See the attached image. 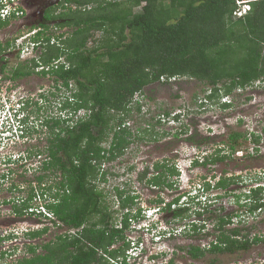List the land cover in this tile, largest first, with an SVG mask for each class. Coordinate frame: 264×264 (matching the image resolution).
Segmentation results:
<instances>
[{
	"label": "trees",
	"instance_id": "trees-1",
	"mask_svg": "<svg viewBox=\"0 0 264 264\" xmlns=\"http://www.w3.org/2000/svg\"><path fill=\"white\" fill-rule=\"evenodd\" d=\"M67 1L76 9L51 16L50 12L57 9L54 7L45 16L46 20L66 19L57 27L75 28L63 41L66 46H59V41L53 43V38L45 35L48 26L42 24L31 38L42 47L40 59L10 71L9 78L18 80L33 75L44 65L42 75L54 77L55 87L67 93L62 114L45 117L41 123L48 130V145L28 153L29 157H44L35 178L37 186L31 182L28 199L14 206L15 214L21 215L31 207L36 194H41L46 200L45 207L55 216L51 222L65 228V232L40 245L41 252L36 245L29 244L28 256L17 264H117L120 258L122 264H130L126 255L130 248L126 235L128 221L131 217L138 218L141 208L134 210L136 196L117 189L121 208L129 211L120 225L116 224L114 212L106 203L107 195L97 181L105 180L106 172L101 169L104 164L122 157L133 144L135 138L126 123L134 111L141 112L136 96L157 82L189 78L210 87L207 100L222 103V96L263 80L264 0ZM242 4L250 9L237 16ZM8 22L0 21V29ZM97 32L102 35L99 40H95ZM91 39L94 43L89 46ZM14 45L13 40L5 45L0 42V54ZM29 103L26 101L23 107ZM231 106L222 104L224 109ZM175 120L180 121V116ZM161 122L159 119L157 125ZM143 133L159 134L148 128ZM241 139L248 137L240 133L230 136L234 152ZM261 139V135L255 134L251 138L256 145ZM217 156L208 157L204 164L225 160L228 155ZM154 168L156 172L148 183L174 188V181L168 177L180 176L178 168L166 160L156 163ZM236 179L221 177L215 187L226 190L238 182ZM245 197L250 200V214L264 210V187L251 188ZM181 199L182 196L174 198L164 208L173 211L175 219L189 216L190 208L181 204ZM163 202L156 200V204ZM237 216L218 215L217 240L205 248L191 245L188 256L199 260L207 254L247 250L251 244L264 241L260 237L251 240L237 228L227 230ZM193 227L198 232V226ZM47 231L48 228H43L27 235L35 240Z\"/></svg>",
	"mask_w": 264,
	"mask_h": 264
},
{
	"label": "rangeland",
	"instance_id": "rangeland-1",
	"mask_svg": "<svg viewBox=\"0 0 264 264\" xmlns=\"http://www.w3.org/2000/svg\"><path fill=\"white\" fill-rule=\"evenodd\" d=\"M51 7L57 8L54 13L49 11ZM69 8L76 9V6L67 0H30L25 16L11 19L0 29V41L9 38L24 42L22 50L20 47L11 49L10 54L14 59L5 72H0V121L4 123L3 119L7 120L12 115L2 127L5 131L10 130L6 133L8 138L0 143V161L5 166L6 174L0 192L1 264H17L28 256L29 244L36 245L41 252L40 245L65 232V228L55 225L49 217L15 214L14 203H18L19 197H28L31 182L37 185L35 178L44 157H29L28 153L32 154V151L48 145V130L41 123L45 117L62 114L60 110L67 93L63 88L57 89L54 77L49 75L34 73L18 80L9 77L14 64L26 66L33 55L40 59L42 49H33L30 42L34 33L41 30L42 24L48 26L46 36L55 38L62 48L66 46L63 41L75 28L57 27L66 19L46 20L45 16L49 12L51 16L68 13ZM246 10L243 7L241 12L245 13ZM101 36L97 32L95 40ZM93 43L94 39H91L89 46ZM63 60L64 57L61 62ZM39 70L43 71L41 68ZM210 93L208 85L189 78H177L169 83L157 82L147 87L143 94L136 96L138 104L142 106L141 112L134 111L133 117L126 123L135 138L133 144L122 157L106 162L101 168L105 170L106 177L97 184L107 195L106 203L114 212L116 224L120 225L127 212V209L121 208L117 189L136 196L137 206H133L134 210H142L139 219L128 221L127 239L140 248L131 253L130 264H264V241L251 244L247 250L207 254L199 260H193L187 254L191 245L205 248L217 240L220 233L215 226L218 215H238L233 217L227 230L237 228L248 234L251 240L255 237L264 239V210L250 214V200L245 197L251 188L259 184L264 186V79L226 97L232 106L225 109L223 102L207 100ZM26 101L30 103L23 107L27 118L22 130L24 136L21 137L15 133L11 120L14 121L17 115L18 102L25 104ZM133 107L136 108L137 103ZM176 116L181 117L180 121H174ZM17 118L23 121L24 115ZM159 119L162 122L157 125ZM146 128L159 134H145ZM180 131L184 133L176 137ZM234 133L248 137L240 140L236 152L231 149L233 143L230 140ZM254 134L262 137L258 145L251 140ZM218 154L228 156L225 160L204 164L208 157H218ZM165 160L181 172V176L168 177L169 181H174V188L154 187L148 183L156 172V163ZM224 176L235 177L238 182L226 190H217L215 184ZM11 184L17 188L8 191ZM227 191L231 193L226 194ZM188 194L194 197L198 194L201 199L200 203L194 199L192 205H185L190 208L188 218L175 219L173 211L154 215L146 212L147 209L158 208V199L168 203ZM4 200L9 202L5 203ZM38 203L40 200L34 204ZM196 210L203 212L201 217H196ZM192 224L207 228L194 232ZM184 225L190 232H180ZM43 228H48V231L35 240L26 233Z\"/></svg>",
	"mask_w": 264,
	"mask_h": 264
},
{
	"label": "clouds",
	"instance_id": "clouds-1",
	"mask_svg": "<svg viewBox=\"0 0 264 264\" xmlns=\"http://www.w3.org/2000/svg\"><path fill=\"white\" fill-rule=\"evenodd\" d=\"M23 1L24 0H8L6 3H5V1L4 0H0V11L1 10H5V9H9V11H10V15L6 18V19H3L2 17H1V15H0V21H10L11 19H15V18H20V17H23L24 16V14L26 13L25 12V9L23 8V6H22V4H23ZM16 3V4H15ZM243 7H245V10L246 9H250V6L249 5H247V4H242V9L241 10H238L237 12H236V15L237 16H241L242 14H244V13H242L241 11H243ZM248 10H246V11H248ZM246 11H245V13H246ZM241 13L240 15H238L239 13ZM0 14H1V12H0ZM37 32H35L34 33V35L36 34ZM33 35V36H34ZM32 36V37H33ZM53 38V37H52ZM19 40H17V39H14L13 40V44H15L12 48H17V47H20V49L22 50V47L24 46V42H23V40H22V42L21 43H19L18 42ZM55 41H57V40H55V38H53V43L55 42ZM1 42V41H0ZM30 44L31 45H33V49H36L37 47H40L41 49H42V47H41V45L40 46H38V44H35V43H33L32 41L30 42ZM11 48V49H12ZM11 49H9V51L11 52ZM19 54H20V52H19ZM33 54V53H32ZM31 54V55H32ZM20 56V55H19ZM22 57V56H21ZM37 58L38 57H36L35 55H33V56H30V60L32 61V60H37ZM38 61V60H37ZM54 64H57V63H54ZM40 67H42V66H40ZM210 92H211V89H210ZM210 95V94H209ZM226 97H229V96H222L221 97V101L223 102V103H229V102H227V99H226ZM225 101V102H224ZM23 106H24V104L23 103H21V102H18V105H17V110H16V112H17V115H15V117H14V121L13 120H11L12 121V127H14L15 129H16V134L19 136V135H21V137H23L24 136V133H23V131L22 130H24V125H25V120H26V118H27V116L25 115V111H24V109H23ZM7 115V114H6ZM19 115H24V119H23V121L20 119V118H17ZM177 115V114H176ZM11 117H12V115H11ZM11 117H9V118H11ZM174 117V116H173ZM9 118H7V120H4L3 119V121H4V123H2L1 121H0V143L5 139V138H8L7 136H6V133L7 132H10V130H4L2 127H3V125H5L6 123H7V121H9ZM181 118V117H180ZM174 121H176L175 120V118H174ZM163 122H165V121H163ZM18 131L20 132V134H18ZM178 170H179V168H178ZM181 176V175H180ZM6 177V174H5V166H3L2 165V162L0 161V192L2 191V186L1 185H3L4 184V182H5V178ZM206 185H207V183H206ZM216 185V184H215ZM262 184H259V186H261ZM30 186H31V183H30ZM34 186L36 187L37 185L36 184H34ZM258 187V186H257ZM262 187H264V186H262ZM17 188V187H16ZM15 188V185L14 184H11V186H10V188L8 189V191H11V190H14V189H16ZM255 188V187H254ZM29 193L30 192H28V197H29ZM28 197L27 198H25V199H23V198H21V197H19L18 198V203H19V201H20V203L18 204V205H22V203L24 202V201H26L27 199H28ZM202 198V197H201ZM194 199H197V201H199V203L201 202V199H200V196L198 195V194H196V196L194 197V196H192V195H190V194H188V195H183L182 196V199H181V204H190V205H192L193 203H194ZM37 200H40V203H38V204H34ZM12 201H15V199L14 200H12ZM4 202H5V200H4ZM7 202H9V201H6L5 203H7ZM205 202H206V200H205ZM168 203H170V202H168ZM168 203H161V204H159L158 205V208H150V209H147L146 210V212H148V213H152L151 215H154V214H158V213H160V212H168V211H166V210H164V208H166L167 207V204ZM45 204H46V200L44 201L43 199H42V197H41V194H36V197L33 199V201H32V204H31V207L29 208V209H25L24 211H23V215L24 216H29V217H32V216H43V217H49V218H51V219H53L54 220V214L53 213H51V212H49L48 210H47V208L45 207ZM16 204L14 203V206H15ZM157 205V204H156ZM157 209V210H156ZM127 211H129L128 209H127ZM141 209H140V215H141ZM153 211V212H152ZM46 212L48 213V214H50L51 216H48L47 214H46ZM140 218V216L138 217V218H135V217H131L130 218V220L129 221H131V220H137V219H139ZM130 223V222H129ZM130 226V225H129ZM30 232H32V231H30ZM30 232H26L27 234H29ZM127 235V234H126ZM0 238H2V237H0ZM3 239V238H2ZM128 240V239H127ZM129 241V240H128ZM3 242V241H2ZM130 242V241H129ZM1 243V242H0ZM133 244V245H132ZM136 245L137 244H135V243H132V242H130V248H128V250L126 251V255H127V262H128V260L129 259H131L133 256H132V254L131 253H133V252H135V251H137L138 249L140 250V248L138 247H136ZM131 251V252H130ZM3 254V253H2ZM8 254H6V256H7ZM121 260H123V258H120V261H118V263L117 264H122L121 262ZM129 263V262H128ZM0 264H1V262H0Z\"/></svg>",
	"mask_w": 264,
	"mask_h": 264
},
{
	"label": "flooded vegetation",
	"instance_id": "flooded-vegetation-1",
	"mask_svg": "<svg viewBox=\"0 0 264 264\" xmlns=\"http://www.w3.org/2000/svg\"><path fill=\"white\" fill-rule=\"evenodd\" d=\"M29 2V3H28ZM28 4H29V6H30V0H24L23 1V4H22V6H23V8L25 9V12L27 13V10H28ZM54 7H51V8H49V9H53ZM48 9V10H49ZM47 10V11H48ZM25 13V14H26ZM25 14H24V16H25ZM45 19H46V17H45ZM50 20H52V19H50ZM2 29V28H1ZM5 40H3V41H1L2 43H3V45H5L6 43H7V41H9V38H4ZM6 51H7V53H6ZM6 51H4L2 54H0V64H1V70H0V72H5V70H7L6 69V67L8 68L9 67V64H11V62H12V59H14L12 56L13 55H11L10 53V51L9 50H6ZM21 64H18V63H16V64H14L11 68H10V71H12L14 68H16V67H18V66H20ZM45 66L43 65V67H38L37 68V71L35 72V73H39L40 75H42V73L40 72V70H39V68H41V69H43ZM45 70H48V67H46L45 68ZM1 74H4V73H1ZM201 217V215H197L196 217ZM188 217H190V216H188ZM188 217H184V219L185 218H188ZM180 219H182V218H180ZM192 226H198L197 224H192ZM201 226H198V232H200L201 231ZM188 229L189 228H187V226L186 225H184V227L182 228H180V232H182V234H184L185 233V231H188ZM178 232V231H177ZM215 241V240H214Z\"/></svg>",
	"mask_w": 264,
	"mask_h": 264
},
{
	"label": "built area",
	"instance_id": "built-area-1",
	"mask_svg": "<svg viewBox=\"0 0 264 264\" xmlns=\"http://www.w3.org/2000/svg\"><path fill=\"white\" fill-rule=\"evenodd\" d=\"M5 1V3L8 1V0H4ZM16 4V3H15ZM1 12V17L3 18V19H6L11 13H10V11H9V9H3V10H1L0 11ZM22 42V40H19V43H21ZM46 214L48 215V216H51L50 214H48L47 212H46ZM133 253H135V252H133Z\"/></svg>",
	"mask_w": 264,
	"mask_h": 264
}]
</instances>
